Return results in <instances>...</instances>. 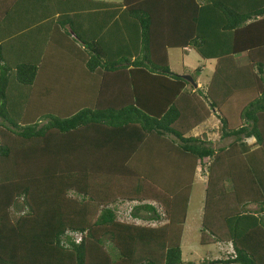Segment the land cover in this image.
<instances>
[{
	"label": "trees",
	"instance_id": "trees-1",
	"mask_svg": "<svg viewBox=\"0 0 264 264\" xmlns=\"http://www.w3.org/2000/svg\"><path fill=\"white\" fill-rule=\"evenodd\" d=\"M171 49L213 64L208 84ZM210 110L224 144L189 135ZM155 137L193 163L178 180L130 164ZM196 166L199 242L230 249L199 264H264V0H0V264H196L180 248Z\"/></svg>",
	"mask_w": 264,
	"mask_h": 264
},
{
	"label": "rangeland",
	"instance_id": "rangeland-1",
	"mask_svg": "<svg viewBox=\"0 0 264 264\" xmlns=\"http://www.w3.org/2000/svg\"><path fill=\"white\" fill-rule=\"evenodd\" d=\"M100 1H106V2H115L119 3L121 0H100ZM180 49H171L168 52V58H169V65L173 69L172 71H185V72H192L194 71L198 66H201V76L199 78V83L201 86H204L205 84H208L209 78H211V73L213 71V64H210V62H204L198 58L196 53L192 51H188V55L186 53H182L179 51ZM205 73V74H204ZM204 104L207 105L206 100L202 99ZM208 107V105H207ZM223 112V108L221 107L220 109ZM206 120V119H205ZM216 121V119H213ZM232 122L235 120L233 118L230 119ZM189 121V119H188ZM211 122V119H209L204 125H199L200 129H206L210 127L209 124ZM205 126V128L203 127ZM215 127V131L219 135V130H220V125L218 124L217 127ZM208 135V133L206 132ZM207 138V136H206ZM213 138L214 146L219 145V144H224L229 139H224L220 140L217 138L215 135H211L209 137V140ZM208 139V138H207ZM254 140L253 138L248 139V143H252ZM229 184V183H227ZM203 185L201 182H194L190 197H189V202H188V210H187V215H186V222H185V229H184V236H186V241H188L190 244L193 245L196 244L197 248L193 249L192 247H188L186 244L183 247L182 250V260L183 261H192L195 262L196 264H199L202 260L205 259H215V258H223L225 257L223 254V249H226L227 246L220 245L218 243L214 244H208V245H201L198 241L200 240L199 237V226H200V213H201V208H202V199H203ZM132 203L124 202V203H116L114 206H116V213L119 215H122L121 213L126 210L129 212L130 206ZM122 220H125L126 222H132L131 219H123V215L120 216ZM137 224H142V225H148L146 222L142 221H134ZM229 251V247L227 248Z\"/></svg>",
	"mask_w": 264,
	"mask_h": 264
},
{
	"label": "crops",
	"instance_id": "crops-1",
	"mask_svg": "<svg viewBox=\"0 0 264 264\" xmlns=\"http://www.w3.org/2000/svg\"><path fill=\"white\" fill-rule=\"evenodd\" d=\"M78 6V5H77ZM21 11H23V10H21ZM20 11H18V13H19ZM97 20H99V18L97 19ZM96 20V21H97ZM96 23H98V21L96 22ZM173 50H175V49H173ZM188 51H192L191 49H186L185 51L183 50V52H181L182 53V55H183V53H186V55H188ZM169 52V51H168ZM70 66V65H69ZM73 67V66H72ZM171 68V67H170ZM172 69V68H171ZM173 70V69H172ZM175 73H178V74H185V71H174ZM201 73H199L198 75H197V77H196V87H200L201 86V84L199 83V78H200V76L202 75H200ZM43 77L42 78H39V80H37V82H36V84H35V87L37 86V87H39V90L40 89H44L45 88V86L46 85H48V84H51L50 82V80H49V77H48V75L46 74V73H44L43 75H42ZM91 78H89L88 76H87V74L85 75L83 72H81V70H80V72L79 73H77L76 74V76H74V78L72 79L73 81H72V85L74 86V87H78V89H79V91H83L81 88L82 87H84L85 88V90L86 89H88V88H91V86H85V85H91V83H92V81L90 80ZM70 81V80H69ZM71 83V82H70ZM85 84V85H84ZM118 84H120V83H118ZM109 85V87H111V88H113V86L111 85V83L110 84H108ZM206 85V84H205ZM204 85V86H205ZM204 86H202V87H204ZM195 86H194V88H196ZM95 88V92H96V87H94ZM124 90H126L125 88H124ZM84 92V91H83ZM88 92V91H87ZM111 92H113V91H111ZM91 98H93V99H91V101H93V103L95 102L96 103V99H95V97H94V95L93 96H90ZM110 98V97H109ZM111 99V98H110ZM112 100V99H111ZM115 102H119V100L118 99H116V101ZM211 111V113H210V116L208 117V118H206V120H204V121H202L199 125H204L205 124V126H206V123H207V121L209 120V119H211V122L209 123V124H207V125H209L210 127H208L207 129H206V131H205V129H200V127H199V125H196L191 131H190V133H189V135H192V136H203V135H205V136H207V138L209 139V137H211V135L213 134V135H215L217 138H219V135H218V133L215 131V127H212V124H213V126H216L217 127V125L219 124L220 125V123H219V119L217 118V111H212V110H210ZM213 119H216V121L215 120H213ZM191 123H193V121L191 122ZM205 126H203L204 128H205ZM206 132L208 133V135L206 134ZM156 141H158V143H156L155 144V141H152V144H151V147H152V149H148V147H150L149 146V143L150 142H148V139L147 138H144L143 140H142V142L138 145L139 147L137 148V151H135L133 154H132V157L130 158V164L133 166V167H135L136 169H139L140 171H143V172H145V171H154V172H160L161 174H163V173H170L171 175L169 176V179L170 180H175V179H177L178 180V178H181L180 177V175L179 176H177L178 175V173L180 174V171H182L183 170V168L185 167V165L184 164H186V163H191V160L190 161H188V155L187 154H184V153H182L181 151H179V150H177V144L175 143V142H171V140H169V138H160V137H155L154 138ZM162 139V140H161ZM213 138H211L210 139V141H212V143L214 144V142H213ZM162 145H164V146H166L165 148H166V150H168V151H172L170 148H172V149H174V151L170 154V152H168L169 154H170V156L172 157L171 159L170 158H168V159H170L171 161H169V165H167L166 166V164H163V162L160 164L159 162H158V164H157V166H154V163H153V165H151L149 162H150V159H147V155H146V153H148V158H149V154L151 153L152 155H154L155 154V149L157 148V147H160V146H162ZM154 146H155V149H153L154 148ZM163 146V147H164ZM169 147V148H168ZM148 151V152H147ZM157 163V162H156ZM149 164V165H148ZM193 164V163H192ZM190 165L189 164V166L191 167V166H193V165ZM195 166V165H194ZM151 168V170H148L147 168ZM160 167V168H159ZM189 168V167H188ZM203 171H201V168L199 167V166H196V167H194V171H193V183H192V187H193V184H194V182H201L202 183V185H203V192H204V187H205V183H206V181H207V175H206V173H202ZM184 173V172H183ZM178 177V178H177ZM203 198H204V194H203ZM144 202H148V203H150V204H152V205H154L155 207H158L157 206V203L156 202H154V201H152V200H147V201H144ZM159 209L158 210H160V207H158ZM187 210H188V208H187ZM201 215H200V226H199V228H198V230H199V237H200V227H201V221H202V214H203V199H202V208H201V213H200ZM186 215H187V211H186ZM185 222H186V216H185V219H184V223H183V228H182V235H181V242H180V248H181V252H182V250H183V247H184V245L186 244L188 247H192L193 249H196L197 248V245L196 244H193L192 246L191 245H189L190 243L188 242V241H186V236H184V229H185ZM148 224H149V222H147ZM151 225H153L154 223H150ZM199 242V241H198ZM200 243V242H199ZM224 246H227V245H224ZM207 260H211V259H207Z\"/></svg>",
	"mask_w": 264,
	"mask_h": 264
},
{
	"label": "built area",
	"instance_id": "built-area-1",
	"mask_svg": "<svg viewBox=\"0 0 264 264\" xmlns=\"http://www.w3.org/2000/svg\"><path fill=\"white\" fill-rule=\"evenodd\" d=\"M67 234L71 236L76 243L79 242L82 235L81 233H77V232H68Z\"/></svg>",
	"mask_w": 264,
	"mask_h": 264
},
{
	"label": "water",
	"instance_id": "water-1",
	"mask_svg": "<svg viewBox=\"0 0 264 264\" xmlns=\"http://www.w3.org/2000/svg\"><path fill=\"white\" fill-rule=\"evenodd\" d=\"M181 77L185 80H187L188 82H190L193 86L196 87V83L193 81V78L191 77V75L189 74H182Z\"/></svg>",
	"mask_w": 264,
	"mask_h": 264
}]
</instances>
